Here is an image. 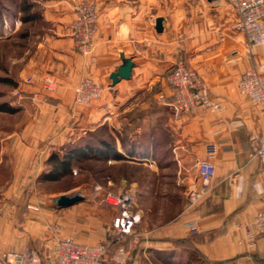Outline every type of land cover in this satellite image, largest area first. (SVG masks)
Here are the masks:
<instances>
[{
	"label": "crops",
	"instance_id": "obj_1",
	"mask_svg": "<svg viewBox=\"0 0 264 264\" xmlns=\"http://www.w3.org/2000/svg\"><path fill=\"white\" fill-rule=\"evenodd\" d=\"M43 1L51 32L40 42L33 70L58 83V96L45 101L40 93L39 102L42 108H63L71 127L58 131L56 117L33 116L0 139V181L6 172V182H0V250L29 248L43 259L53 255L52 247L37 250L28 245V226L13 231L11 221L18 217L26 177L49 160V152L42 158V139L66 142L98 132L97 142H87L82 153L100 158L171 155L178 170L192 172L199 190L203 182L195 164L206 159L209 144L217 150L211 185L189 212L147 227L146 215L139 211L145 227L137 225L129 240V264H191L189 255L197 256L193 264H264V238L250 247L240 228L251 224L264 205V161L257 155L264 139V105L238 90L247 70L264 65V45L248 47L245 35L234 27L235 11L223 0ZM82 1L94 4L98 13L88 54L77 50L71 32L74 7ZM160 17L163 30L157 32ZM122 54L133 63L131 76L113 85L111 75L121 66ZM177 61L203 78L211 97L222 104L221 113L202 108L171 112L173 94L166 75ZM85 78L101 87V95L78 106L74 88ZM101 130L109 138L102 137ZM194 224L199 231L193 234Z\"/></svg>",
	"mask_w": 264,
	"mask_h": 264
},
{
	"label": "rangeland",
	"instance_id": "obj_2",
	"mask_svg": "<svg viewBox=\"0 0 264 264\" xmlns=\"http://www.w3.org/2000/svg\"><path fill=\"white\" fill-rule=\"evenodd\" d=\"M43 5L42 0H0V139L21 122L26 125L33 116L56 117L58 131H68L71 127L64 121L63 108H42V102H39L40 93L45 94V101L58 96V83L50 76L40 77L33 70L40 56V42L51 32ZM27 17L31 20L25 21ZM75 45L80 53L88 54L79 50L76 41ZM80 82L74 88V103L78 106L87 105L76 100L75 89ZM8 108H13L14 112L8 111ZM99 134L109 138L102 130ZM97 136L98 132L79 135L66 142L61 138L42 139L41 149L45 150L42 158L46 152L50 153L47 156L50 158L53 153L62 157L68 152L81 150L87 142H97ZM91 154L86 157L70 156V172L58 180L44 178L53 168L52 163L46 160L40 171L26 177L18 217L11 222L15 232L28 226L24 231L30 237L28 245L43 250L48 247L55 249L57 241L65 238H73L85 245L105 242L109 236L108 225L116 209L103 202V198L108 192L120 189H126L133 195L137 212L146 215L147 227L161 226L166 221L170 223L180 214L189 212L195 204L192 202V190L197 181L191 178L190 170H178L171 155L165 157L158 154L150 158L121 154L118 157L103 155L98 159L96 153ZM5 175L6 172H2L0 182L3 184L6 182ZM71 194H80L83 201L67 208L54 205L56 196ZM34 220L40 224L33 223ZM141 224L145 227L142 216L138 225ZM130 239L124 242L130 253L127 264L132 259V251L128 247ZM116 249L117 246L112 248L111 245L105 264H117L111 261ZM196 261L197 256H188L191 264Z\"/></svg>",
	"mask_w": 264,
	"mask_h": 264
},
{
	"label": "built area",
	"instance_id": "obj_3",
	"mask_svg": "<svg viewBox=\"0 0 264 264\" xmlns=\"http://www.w3.org/2000/svg\"><path fill=\"white\" fill-rule=\"evenodd\" d=\"M235 11L237 21L235 29L245 35L249 48L264 45V0H223ZM75 19L71 29L79 50L89 53L93 46L96 33L98 13L95 6L89 2H81L75 6ZM173 94V106L176 115L199 108L211 113H221L223 106L215 101L203 78L194 70L188 68L183 61H177L166 76ZM240 94L251 102L264 105V65L254 66L247 70L238 83ZM76 100L80 104H89L101 95V87L92 79H84L76 87ZM217 154L215 145L206 147V159L198 160L195 168L203 190L195 186L192 190V202L196 203L205 195L215 176L214 158ZM264 161V139L257 151ZM103 202L115 207L116 213L112 219L105 242L85 245L77 243L73 238L58 240L53 255L43 259L37 252L26 248L23 251L0 252V264H105L109 248L117 244V249L111 261L117 264H127L130 253L124 246L127 238L135 237V229L141 216L136 210L133 195L126 189L108 192ZM245 233L249 246H254L259 238H264V205L256 213L251 224L240 226ZM191 232L198 233V226L192 225ZM137 239V238H135Z\"/></svg>",
	"mask_w": 264,
	"mask_h": 264
},
{
	"label": "water",
	"instance_id": "obj_4",
	"mask_svg": "<svg viewBox=\"0 0 264 264\" xmlns=\"http://www.w3.org/2000/svg\"><path fill=\"white\" fill-rule=\"evenodd\" d=\"M163 21L164 20L161 17L156 19V26L155 27H156L157 32H162ZM121 58H122L121 66L118 68V70L116 72H114L111 75L113 85L117 84L119 81H121L123 79H129L131 76V71H132V67H133V63H132L131 59L125 58L123 54L121 55ZM168 108L171 110V112L173 114H176V110L173 106H168ZM82 201H83V197L80 194L59 195L53 199L54 205L57 208L71 207V206L76 205Z\"/></svg>",
	"mask_w": 264,
	"mask_h": 264
},
{
	"label": "trees",
	"instance_id": "obj_5",
	"mask_svg": "<svg viewBox=\"0 0 264 264\" xmlns=\"http://www.w3.org/2000/svg\"><path fill=\"white\" fill-rule=\"evenodd\" d=\"M29 20H31V17L25 18V21H29ZM7 110L10 112H14L13 108H8ZM74 151H75V154L81 157L88 156L87 154L82 153L81 150L77 149ZM70 156H73V155L66 154L65 156L61 157L58 155V153H53L48 160V162L52 163L53 168L50 172H48V174L44 175V178L49 179V180H58L61 177H64L65 175H67L70 172V163H71ZM95 156L98 159L101 157L100 155H97V154ZM114 246H117V244L116 243L113 244L112 248Z\"/></svg>",
	"mask_w": 264,
	"mask_h": 264
}]
</instances>
